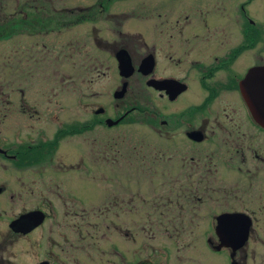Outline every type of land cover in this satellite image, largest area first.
I'll return each instance as SVG.
<instances>
[{"label": "flooded vegetation", "instance_id": "1", "mask_svg": "<svg viewBox=\"0 0 264 264\" xmlns=\"http://www.w3.org/2000/svg\"><path fill=\"white\" fill-rule=\"evenodd\" d=\"M254 1L166 0L143 29L116 26L105 0L75 10L33 0L10 16L39 38L19 49L23 62L46 74L71 63L73 47L109 46L116 89L109 105L82 91L79 113L18 90L0 137V264H264V119L251 113V98L264 113V5L255 18ZM104 14L111 41L97 27L70 34ZM2 110L5 125L12 109ZM125 146L131 168L100 169Z\"/></svg>", "mask_w": 264, "mask_h": 264}, {"label": "rangeland", "instance_id": "2", "mask_svg": "<svg viewBox=\"0 0 264 264\" xmlns=\"http://www.w3.org/2000/svg\"><path fill=\"white\" fill-rule=\"evenodd\" d=\"M40 4H48V0H35ZM54 8L63 9L64 7H72L74 10L77 7L90 6L97 0H50ZM110 3L105 10L108 13H116V26L133 29H143L148 24V13L150 7L157 8L161 2L166 0H105ZM32 3L33 0H0V21L2 19L13 16L15 12L20 10L25 3ZM264 5V0H255L250 11L255 15H262L261 7ZM49 7V6H48ZM16 17V16H14ZM115 18L111 15L104 14L94 23H83L72 28L70 34L73 36H87L91 27L100 29V35L104 38L112 40L110 28L115 26ZM154 22H158L154 16ZM143 32V30H140ZM50 36L47 39L40 38V41H48L52 39ZM39 38L30 35H21L17 32L12 34L7 39H0V111L5 108L10 113V117L1 120L0 115V137L7 125L15 123L18 115L14 108L19 106V91L24 90L26 93V101L33 106H47V101H52V106L63 105L66 107V113L80 112L76 108L81 106L79 103L82 91L89 93V101L97 103L99 101L110 104L112 93L116 89V61L109 46L100 44L99 47L92 43H87L82 51L72 48L73 56L71 63L65 64V61L59 66L58 63L52 66L49 73L46 74L45 66L35 65L28 60L21 58L19 49L26 44V48L34 40ZM71 52V50H70ZM84 54L88 55V60H84ZM83 59V60H82ZM26 61V62H25ZM64 71L66 77L65 83H60L58 78H49L50 73ZM71 80V81H70ZM8 94L6 98V95ZM51 97V99H49ZM3 112V110H2ZM143 127L136 126V137H143ZM131 147H121L122 156H117L119 162L110 165L108 163L100 164V169L115 171L116 164L122 168H131L130 158L132 155ZM113 155V153H111ZM112 164V165H111ZM160 180H157L159 183ZM114 180H110V185H113ZM144 233V232H141Z\"/></svg>", "mask_w": 264, "mask_h": 264}, {"label": "water", "instance_id": "3", "mask_svg": "<svg viewBox=\"0 0 264 264\" xmlns=\"http://www.w3.org/2000/svg\"><path fill=\"white\" fill-rule=\"evenodd\" d=\"M118 61H119V69L121 71V74L124 76L130 75L132 72L131 65L129 62V59L126 57L125 52L122 50L120 51V54L118 55ZM147 64L146 59L143 60L140 69L145 70V66ZM143 70V71H144ZM125 86V85H124ZM124 89V88H123ZM122 89V90H123ZM114 97L116 98V91L114 92ZM253 101V105L251 107V113L254 116L256 120L262 121L264 118V113H262V110L260 108V105L257 104L256 98H251Z\"/></svg>", "mask_w": 264, "mask_h": 264}, {"label": "trees", "instance_id": "4", "mask_svg": "<svg viewBox=\"0 0 264 264\" xmlns=\"http://www.w3.org/2000/svg\"><path fill=\"white\" fill-rule=\"evenodd\" d=\"M17 28H18V20H17V18L13 17L12 19H10V22H9L8 35H12L14 32H16ZM1 37H2V35H1V25H0V38Z\"/></svg>", "mask_w": 264, "mask_h": 264}]
</instances>
